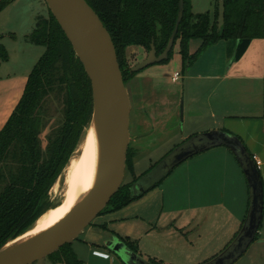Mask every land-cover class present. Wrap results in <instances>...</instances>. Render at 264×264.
<instances>
[{
    "label": "trees",
    "instance_id": "obj_1",
    "mask_svg": "<svg viewBox=\"0 0 264 264\" xmlns=\"http://www.w3.org/2000/svg\"><path fill=\"white\" fill-rule=\"evenodd\" d=\"M11 1L0 0V12ZM86 1L112 36L126 84L140 72L132 71L128 64L127 48L143 46L149 51L154 42L158 53L162 52L179 13V0ZM263 36L264 0H222V10L216 6L214 12L197 14L191 0H185L175 44L179 41L184 65L188 66L203 50L221 40L249 41ZM196 38L202 43L191 53L190 41ZM27 39L44 46L45 51L29 74L18 104L0 130V248L27 231L52 206L51 188L69 164L94 109L91 80L51 11L49 17L37 18ZM172 54L173 50L161 63H168ZM8 57L6 47L0 44V61ZM126 168L134 170L130 148ZM131 182L120 187L109 202L114 205L99 215L121 209L137 198L130 191ZM121 240L138 252L135 241L124 237ZM49 257L55 264L82 262L72 242ZM148 260L153 264H168L157 258Z\"/></svg>",
    "mask_w": 264,
    "mask_h": 264
},
{
    "label": "crops",
    "instance_id": "obj_2",
    "mask_svg": "<svg viewBox=\"0 0 264 264\" xmlns=\"http://www.w3.org/2000/svg\"><path fill=\"white\" fill-rule=\"evenodd\" d=\"M197 1L199 0H191L193 11L196 14L204 12L201 11L202 9L196 11ZM220 4V10H222V1ZM8 7L10 6L5 9ZM3 11L5 10L3 9L1 12L3 13ZM3 28L4 26H1L0 23V34L5 38L8 35L2 33ZM34 28L33 22L30 24L24 22L21 27L23 35L32 32ZM12 35L9 36L15 40L19 37L17 34ZM190 45V52L194 53L201 44L195 50L191 49ZM40 46L42 45L32 43V47H36V49ZM11 48L6 47L9 57L2 62L3 64L11 63L14 56ZM146 51L143 46H129L126 50L127 54L138 52L142 59L147 53ZM37 52L40 55L42 50L39 49ZM39 55L37 53V56ZM177 57V60L171 59L168 63L152 64L135 76L134 87L137 89L140 101L137 107L138 112L134 114L135 120L130 123L129 146L133 154L134 167L140 159L139 154L145 151L144 149L156 150L172 134L180 132L182 143L198 132L221 129L239 136L253 157L261 161L258 168L264 188V36L249 41L221 40L208 47L199 59L188 65L187 70L180 52V43ZM2 67L0 64V82L5 79L1 75ZM169 71H173L171 76L167 73ZM176 72L180 73L178 80L173 79ZM29 74L20 78L12 77L13 74L9 73L6 77L9 83L22 82L23 85L19 88L21 90L23 88V91L16 97L17 99L14 98L5 117L0 119V130L18 104ZM166 76L173 83L179 82L181 78L183 80L181 84V92L184 95L182 97L184 100L183 119L181 97L175 93L173 96L162 88ZM7 85V89H3L2 93L4 99L12 94L10 89L16 87ZM3 88L5 87L3 86ZM181 164L183 168H178ZM181 164L174 168L177 170H172L174 172L169 179H173L177 184L182 182L183 187L186 186L188 190L187 202H189L187 210L214 217L227 211L234 222L232 230H236L237 234L247 216L250 195L246 176L244 178L240 164L231 149L226 146L214 147L196 154ZM233 174L234 177H232ZM223 177L225 183H230L229 187L223 185ZM133 202L135 199L121 209L108 211L99 216L107 219L106 224H110V226L117 224L120 220L112 222L113 215L117 211L120 214L126 213ZM190 215L194 216V214ZM220 228L222 229V226ZM104 229L107 227L104 226ZM115 237L122 239L118 233H115ZM133 241L136 242L138 253L144 256L140 251V241ZM191 246H196L194 241ZM194 249L196 250V247ZM197 249L199 248L197 247ZM156 254L149 255V257L157 258L168 264L178 263L173 257ZM200 256L201 254L198 255V257ZM215 256L217 255L207 258L210 260ZM234 264H264V214L255 240Z\"/></svg>",
    "mask_w": 264,
    "mask_h": 264
},
{
    "label": "water",
    "instance_id": "obj_3",
    "mask_svg": "<svg viewBox=\"0 0 264 264\" xmlns=\"http://www.w3.org/2000/svg\"><path fill=\"white\" fill-rule=\"evenodd\" d=\"M46 1L91 80L94 102L91 122L95 112L99 110L104 118L107 132V168L93 194L69 218L50 232L17 250L0 254V264H32L49 256L64 244L71 243L106 208L120 189L126 170L131 139V100L112 36L86 0ZM184 10L185 0H179L176 26L165 49L158 53L155 43L152 42L147 57L133 66L132 71H141L169 58L175 46L176 34ZM218 146L230 148L244 171L250 193L249 209L235 239L222 253L204 264H234L255 240L264 214V188L260 170L251 152L237 135L216 129L190 136L163 157L151 171L135 181L132 189L135 196H140L153 189L185 160ZM11 240L13 239L9 241ZM107 246L126 264H153L118 238L109 241Z\"/></svg>",
    "mask_w": 264,
    "mask_h": 264
},
{
    "label": "rangeland",
    "instance_id": "obj_4",
    "mask_svg": "<svg viewBox=\"0 0 264 264\" xmlns=\"http://www.w3.org/2000/svg\"><path fill=\"white\" fill-rule=\"evenodd\" d=\"M221 1L222 0H199L197 1L196 11L202 9L201 11L204 12H214L216 6L221 9ZM8 6L10 7L4 9L5 11H3V13H0V23L1 26H4L2 33L8 35L5 38H0V44H3L5 47H12L11 50L13 49L12 52L14 56L9 65L3 64V60L0 61V64L3 66L1 75L2 78L5 77V79L0 82V119L5 117L14 98L23 91V88L22 90L19 88L23 85L22 82H18L17 84L9 83L6 77L9 73L13 74L12 77L16 76L20 78L23 75H27V73L29 74L45 50L44 46V49L42 46L37 49L36 47H32V43L27 39L31 32L23 35L21 27L24 22H29V24L33 22L36 26L38 17H49L50 15V8L46 0H12ZM12 34H17L19 37L15 40V38L9 36H13ZM190 44L191 49L195 50L201 44V40L197 38L192 39ZM39 49L42 50L40 55L39 52H37ZM206 50L207 49L203 50L199 54L198 59ZM146 52L143 59L147 57L148 50ZM178 52L179 42L173 48L172 60H177ZM37 53L39 56H37ZM127 56L128 64L132 67L143 60L140 58L138 52L129 53ZM186 67L187 70L189 67ZM167 73L171 76L173 71ZM136 75L137 74L126 84L131 100L130 123L135 120L134 114L138 112L137 107L140 101L137 89L134 87ZM17 80L20 81L19 79ZM182 81L181 78L179 82L173 83L168 79V76H166L162 88L172 95L175 93L181 97L180 101L182 104L183 119L184 100L182 97L184 95L181 92ZM7 84L15 85L16 87L10 89L12 97L10 95L4 99L2 93L3 89H7ZM2 85L5 88H3ZM86 131L87 127L81 136L79 144L83 141ZM46 133L47 131L43 133V137H45ZM180 137V132H178L166 138L169 141L167 140L168 142L165 141L161 143L162 145L156 148V150L144 149L145 151L139 154L140 159L134 167V170L126 168L122 184H127L133 179L139 178L151 171L158 160L160 161L163 157L172 152L178 143H181ZM181 166L182 164L178 168H183ZM65 169L66 167L61 172L55 185L51 188L50 201L52 206L45 212L52 210V208L63 199ZM175 170H177V168L174 169V171ZM173 172L158 183L155 188L135 199V202L131 203L133 205H131V207H129L130 209L126 212L128 214H120L117 211V213L113 215L112 221L115 222L120 220L117 224H111L112 226H110V224H106L107 219L97 216L93 220V223L88 225L85 230L72 241L75 253L78 258L82 260L81 264H126L107 246L109 241L117 238L115 237V233H118L124 238H130L136 241L139 240L141 245L140 251L144 254V256H142L144 259H147L149 255L154 256L158 253L175 258L176 261H178L177 264H204L209 261V258H207L208 256L222 253L239 233L236 234V230H232L234 229V222L230 218L229 213L225 211L222 215L217 214V216L214 217L213 215L210 216L204 213L200 214L197 211L190 212L187 210L189 207V202H187L188 190L186 186L183 187L182 182L177 184L173 179H169ZM241 172L245 178L242 168ZM232 177H234V174ZM223 180V185L229 187L230 183H225L224 177ZM247 188L249 190V186H247ZM113 205L114 203L108 204L106 209H110ZM190 214H194V216ZM200 225L201 227L199 228ZM104 226H106L107 229H104ZM221 226L222 229L220 228ZM193 241L196 246H191ZM195 247L196 250L194 249ZM197 247L199 249H197ZM199 254H201L200 257H198ZM32 264L55 263L52 257L47 256Z\"/></svg>",
    "mask_w": 264,
    "mask_h": 264
},
{
    "label": "bare ground",
    "instance_id": "obj_5",
    "mask_svg": "<svg viewBox=\"0 0 264 264\" xmlns=\"http://www.w3.org/2000/svg\"><path fill=\"white\" fill-rule=\"evenodd\" d=\"M106 147V125L97 110L83 141L66 166L62 201L49 212H44L27 231L6 243L0 251L1 255L17 250L50 232L88 200L106 173Z\"/></svg>",
    "mask_w": 264,
    "mask_h": 264
},
{
    "label": "built area",
    "instance_id": "obj_6",
    "mask_svg": "<svg viewBox=\"0 0 264 264\" xmlns=\"http://www.w3.org/2000/svg\"><path fill=\"white\" fill-rule=\"evenodd\" d=\"M179 77H180V73H179V72H176V73L174 74V76H173V79H174V80H178ZM254 160H255L257 166L259 167L260 164H261V161L258 160L256 157L254 158Z\"/></svg>",
    "mask_w": 264,
    "mask_h": 264
},
{
    "label": "flooded vegetation",
    "instance_id": "obj_7",
    "mask_svg": "<svg viewBox=\"0 0 264 264\" xmlns=\"http://www.w3.org/2000/svg\"><path fill=\"white\" fill-rule=\"evenodd\" d=\"M140 177H141V176H140ZM140 177H139V178H140ZM139 178H137V179H133L132 182L130 181V182H131V185H130V191H131L133 197H140V196H142V195H140V196H135V195H134V191H133V189H132V184H133L135 181H137ZM122 183H123V182H122ZM122 185H124V184H122ZM122 185H121V186H122Z\"/></svg>",
    "mask_w": 264,
    "mask_h": 264
}]
</instances>
